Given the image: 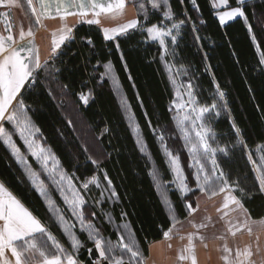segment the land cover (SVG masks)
<instances>
[{"label": "trees", "instance_id": "obj_1", "mask_svg": "<svg viewBox=\"0 0 264 264\" xmlns=\"http://www.w3.org/2000/svg\"><path fill=\"white\" fill-rule=\"evenodd\" d=\"M169 3L175 18L184 20L185 25L174 46L175 57L169 56L167 61L176 65V71H187L188 75L180 76L186 83L191 80L200 104L217 103L219 107L224 103L216 96L217 85L225 93L227 107L220 108L219 117L210 119L216 133L213 144L228 149L227 156L219 153L218 163L230 183L236 182L245 190L241 199L252 216L264 217V193L260 191L257 173L249 160V153L255 160L257 148L264 145V64L260 63L261 53H264V0H248L239 5L245 15L226 25L220 24L212 0H196L195 6L192 0H169ZM229 3L230 7L238 6L237 0H229ZM149 13L148 26L161 21L160 11L149 8ZM140 20L143 22L142 16ZM74 36L73 41L60 49L62 55L48 61L50 69L59 71L52 70L50 74L41 71L37 83L27 91L22 90V98L45 144L78 188L93 175L105 184L106 173L112 181L119 199L113 203L105 201L100 207L96 203L100 196L98 188L80 189L93 204L92 208L87 207L91 211L89 217L95 212L103 234L114 241L116 233L104 221L101 212L102 208L109 210L117 223L129 224L138 246L146 253L152 241L162 239L163 233L175 222L189 215L186 205L190 202L194 208L196 194L200 192L196 189L193 196H183L171 185L168 195L173 213L162 203L149 175L153 166H158L164 180L172 179L164 162L158 139L160 133L164 134L170 149L178 152L182 159L185 157L173 130L175 91L167 64L161 59L158 42L147 40L146 33L130 31L127 36L106 41L99 26L81 23L75 27ZM89 38L92 45L87 43ZM108 61L114 66L142 129L150 156L141 151L111 80L106 76L101 79L102 65ZM81 94H89L87 103L82 101ZM233 123L240 129L239 137ZM79 124L84 130L79 129ZM239 140H243L244 145H240ZM85 141L98 148L99 168L92 163L95 159ZM0 179L67 244L65 235L49 224L43 198L24 179L20 166L2 142ZM236 194L241 196L239 191ZM121 212L127 214L123 219ZM173 215L175 221L171 219ZM80 236L84 242L80 258L91 264L87 255L89 248L92 255H96L94 244L83 233Z\"/></svg>", "mask_w": 264, "mask_h": 264}, {"label": "snow or ice", "instance_id": "obj_2", "mask_svg": "<svg viewBox=\"0 0 264 264\" xmlns=\"http://www.w3.org/2000/svg\"><path fill=\"white\" fill-rule=\"evenodd\" d=\"M14 2L15 0H8V6ZM0 3H3V0H0ZM26 3L31 15L35 17V24L37 25L41 24V21L46 18H59L62 22H65L58 33L54 32L52 34V55L49 59L55 60L57 56L63 54L62 50L58 52L61 46L75 39L74 26H68L66 23L68 17H78V22L88 25H100L101 16L112 19L121 17L124 14L128 0H26ZM192 3L195 6L196 0H192ZM243 3L244 0H237L238 6L230 7L229 0H212L215 9L229 8V10L216 12L221 25L236 17L244 16L245 13L239 6ZM147 4L151 6L153 11L163 9L162 19L159 23L148 26L149 9L144 2H140L137 9L143 17V22L139 18H135L111 28L104 27L102 28L103 38L106 41H115L118 37L129 35L130 31L146 33L147 40L158 42L159 47L162 49L161 59L165 61L168 70L171 72L173 68H176V65L169 64L167 57H175L174 46H177L178 37L182 35L185 21L175 18L169 0H147ZM7 15L6 13L5 17ZM165 21L169 23H165ZM3 23L4 31L7 34L0 33V142L10 150L11 155L22 166L24 175L45 201L53 220L68 237L72 251L66 250L41 220L33 215L3 183H0V264H82L78 259V255L84 244L76 233L77 225L80 232L87 234V239L93 242L98 253L92 264H141L142 252L135 234L127 222L116 225L119 237L114 242L102 233L101 228L93 222V219L85 215L84 205L87 201L81 194L80 189L87 191L89 185L101 188L100 177L93 175L85 180L80 188H77L76 184L73 183V178L63 170L60 161L51 148L40 142L37 136L40 130L29 116V106L25 104L22 98V90L27 91L28 88L35 85L41 71L50 74L52 70L59 71V69H50L48 60L41 61L39 48L34 42L35 33L31 27L26 31L21 27L18 36L14 37L12 22L5 19ZM192 30L193 32L196 31L195 25H193ZM196 39L198 40L199 37L197 36ZM87 43L92 45L93 42L89 38ZM116 47L119 49V43L116 44ZM121 58L123 59V56ZM260 63L264 64V53H261ZM102 66L104 72L101 73V79L105 76L108 77L112 80L115 90L119 92V80L114 74V66L111 61ZM175 75L186 76L188 73L186 70L183 72L177 71ZM172 82L176 86L175 78ZM179 88H183L184 91L181 93L178 89L176 92L179 102L174 101L176 115L173 119L176 122L180 138L183 140V147L187 149L191 160L188 167L194 169V172L190 175L194 176L196 187L202 192L209 193L210 197L224 193V203L222 209H218V211L230 210L231 212L242 213L245 217L242 221L243 226L247 227V230L251 233L252 229L248 227L247 223L248 210L244 207L241 199L245 195V190L240 188L236 182L230 183L227 174L220 168L217 161V153L227 156L228 149L218 145L213 147L210 143V141H215L216 133L207 121L219 117L221 115L220 108L227 107V101L224 99L225 93L219 90L217 85L216 96L224 101L218 107L217 103L201 105L198 102L191 80L187 84L181 82ZM185 96L187 99H184ZM81 99L84 103H87L88 97L81 94ZM122 107L130 113L129 125L137 133V143L140 144L141 151L144 152L147 145L143 142L142 129L131 114V108L126 98L122 99ZM6 125H10L11 129ZM233 128H235L239 137L240 129L236 127L235 123H233ZM14 136H18L23 141L28 154L40 165L41 172L60 192L63 202L67 206V212L75 218V221L66 216L65 210H62L56 203L48 184L41 178V172H37L31 167L27 156L21 152L20 147L13 139ZM158 139L165 157V165L172 179L164 180V173L158 166H153L149 175L158 194L161 196L162 203L170 212L174 213L175 210L168 195L170 186L175 185L182 195L192 189L187 182L188 176L185 175V167L181 163L179 153L168 147L163 133L158 135ZM239 144L244 145V141L239 140ZM148 155L150 156V153ZM249 160L252 161L254 170L257 172L260 191L264 192V156L260 157V163L257 164L256 161L252 160V155L249 153ZM92 163L99 168L98 161L93 160ZM103 179L107 181V187L100 193L101 197L104 196V192H108L109 195L106 199L112 202L117 201L119 196L112 187V181L106 173ZM237 191L240 192V197L234 194ZM102 202V200L96 201L98 205ZM186 206L190 214L197 211V208H193L191 203H187ZM230 206L232 207L230 208ZM126 215V213L121 212L122 219ZM228 215L229 211H223L221 218ZM91 216L95 217L96 213L92 212ZM103 216L109 225L114 223L110 212H103ZM171 219L176 220L174 215ZM195 227L205 228L207 225L201 223L195 225ZM239 230V228L233 230L230 223L228 231L231 235L235 236L236 231ZM170 233L171 228L165 231L163 235L168 239ZM187 239L188 244L181 249L178 259L180 261L190 260L191 264H197L194 254L193 234H189ZM200 239L203 240L204 237L201 236ZM223 251L224 253H232V249L227 244L224 245ZM88 253L91 256V248L88 249ZM251 255L250 249L243 251L237 249L232 260L229 259L228 255H225L223 259L228 264H245V260Z\"/></svg>", "mask_w": 264, "mask_h": 264}, {"label": "crops", "instance_id": "obj_3", "mask_svg": "<svg viewBox=\"0 0 264 264\" xmlns=\"http://www.w3.org/2000/svg\"><path fill=\"white\" fill-rule=\"evenodd\" d=\"M143 2L145 3L147 2V0H143ZM16 3L17 0H15L12 5L8 6V0H3V3L0 5V9L6 10V13L10 16V18H12V20L10 21L13 24V34L15 33L16 27L15 21H17V19L15 20L16 16L14 11L15 9H17L18 11L20 10L18 4ZM133 3L134 1L128 0L124 14L117 19H112L107 16H101V23L97 26H99L101 29L104 27L111 28L135 18L140 19V17L138 16L137 8ZM216 10L225 11L229 10V8H220ZM3 21L4 19H2V22ZM43 21H50L52 25L53 22L56 23L57 21H59L52 28L48 27L50 24L47 25L46 29L51 33H58V30L62 27V24L65 23L62 22L59 18H46L43 19ZM231 21L232 20L228 21L227 23ZM66 23L68 26H74V33L75 27L82 22H78V17L72 16L67 18ZM1 25L2 24L0 23V26ZM2 28H4V25H2ZM0 33L7 34L4 30L2 31L1 29ZM39 34L41 40L38 37ZM45 34L47 33H45L43 29L40 28V32L38 30L34 37L35 44H40L42 43V41H45ZM0 183H3L9 191H11L18 199H20L1 179ZM234 194L237 195L236 192ZM224 195V193H220L214 197H210L209 193L201 192L196 197V206L194 208H197V211L191 214L189 213V215L185 219L175 222L173 224L174 226L172 225L170 227V238L166 239L165 237H163L162 239L154 240L149 244L146 253L141 251L143 257L141 264H191L190 260L180 261L178 259L181 249L186 247L188 244L187 237L189 234H193L194 254L196 256L197 264H228V262H226L223 257L225 255H228L229 259L232 260L237 249L241 251L245 249L251 250L252 255L245 260V264H264V217L254 218L250 210L242 201L244 207L248 210L247 223L248 227H251L252 229L251 233H249L247 227L243 226L242 221L245 219V217L242 213L231 212L230 210L218 211V209H222V205L224 203ZM21 202L33 213V215L40 219L30 207H28L22 200ZM231 207L232 206H230V208ZM223 211H229V215L227 217L221 218ZM40 220L51 231L48 224H46L42 219ZM201 223L206 224L207 227H195V225H199ZM230 223L233 227V230H236L237 228L240 229L239 231H236L235 236L231 235V233L228 231ZM51 233L56 237V239L61 243V245H63L66 250H68L69 252L72 251L68 240L67 244H65L56 234H54L52 231ZM201 236L204 237L203 240L200 239ZM181 237H183V239H181ZM221 237H223V239H221ZM225 244H227V246L232 249V253H224L223 247ZM97 256V252L96 255L91 254V256L88 253L87 258H90L89 263L92 264V261ZM78 259L82 262V264H88L86 260L80 258V252L78 255Z\"/></svg>", "mask_w": 264, "mask_h": 264}, {"label": "rangeland", "instance_id": "obj_4", "mask_svg": "<svg viewBox=\"0 0 264 264\" xmlns=\"http://www.w3.org/2000/svg\"><path fill=\"white\" fill-rule=\"evenodd\" d=\"M132 1H134V5L136 6V8H137V5H138V3H140V2H143V0H132ZM146 1V0H145ZM246 1H248V0H244V2H246ZM2 3H0V5H1ZM16 4H18V7L20 8V10L18 11L17 9H15V11H14V13H15V20L17 19V21H15V23H16V27H15V33L13 34V35H15V36H17L18 34V31H19V29L22 27L25 31L29 28V27H31L32 28V30L34 31V33H35V35H36V33L38 32V30H39V32H40V28L41 29H43V31L45 32V33H47V34H45L44 36H45V41H42V43H40V44H36L37 45V47L39 48V54H40V59H41V61H45V60H51V59H49V57L52 55V53H51V48H52V39H53V33H51V32H48L47 31V25L48 24H50L48 27H50V28H52L54 25H56L57 24V22H59V21H57L56 23H54L53 22V25L51 24V22L50 21H41V24H39V25H37V24H35V17H33L32 15H31V11H30V9H28V7H27V3H26V0H17V3ZM145 4H146V7L149 9V8H151V6L149 5V4H147V2H145ZM229 5H230V3H229ZM17 7V8H18ZM241 7V6H240ZM242 8V7H241ZM137 12H138V9H137ZM160 12L162 13L163 12V9H161L160 10ZM12 13V12H11ZM5 14H6V10H1L0 9V23L2 24V25H4L3 24V22H2V19H7V20H12V18H10V16L9 15H7V17H4L5 16ZM138 16L140 17V16H142V15H140L139 13H138ZM42 22H44V23H42ZM2 25L0 26V29L3 31L4 30V28H2ZM14 36V37H15ZM38 37L40 38V34L38 35ZM34 40H35V38H34ZM40 40H41V38H40ZM62 47V46H61ZM60 50H58V52H59ZM169 64H171L170 62H168ZM166 68H167V71H168V73H169V76H170V78H171V81H173V78H175V80H176V82H177V84H176V86H174V84H173V87H174V91H175V102H179V99H178V97H177V95H176V92H177V90L179 89V91L181 92V93H183V91H184V89L183 88H179V84L181 83V82H183L184 84H187L183 79H182V77L180 76V75H175V73L177 72L176 71V69H174L173 68V70L170 72L169 70H168V65H166ZM114 74H115V76L117 77V75H116V73H115V71H114ZM118 78V77H117ZM111 83H112V85H113V82H112V80H111ZM173 83V82H172ZM120 84V83H119ZM113 88H114V85H113ZM115 89V88H114ZM116 91V90H115ZM116 93H117V95L119 96V98H120V101H121V104H122V99H124V98H126V96H125V94H124V91H123V89H122V87H121V85H120V89H119V92H117L116 91ZM85 96L86 97H88V100H89V94H85ZM184 99H187V97L185 96L184 97ZM88 100H87V102H88ZM127 100V99H126ZM83 101V100H82ZM84 102V101H83ZM128 102V101H127ZM199 102V101H198ZM14 104H15V102H14ZM129 104V103H128ZM202 105V104H201ZM131 108V107H130ZM172 109H173V112H174V116L176 115V109H175V105H174V102H173V104H172ZM125 111V110H124ZM125 114H126V117H127V119H128V122H129V115H130V113L129 112H126L125 111ZM131 114L133 115V112H132V110H131ZM134 116V115H133ZM134 119H135V117H134ZM33 121V120H32ZM136 121V120H135ZM34 123V122H33ZM137 123V122H136ZM207 123L210 125V127H211V123H210V119L207 121ZM35 124V123H34ZM7 127H9V129H11V126L10 125H6ZM37 127V126H36ZM78 127H79V129H81V130H84V126H81L80 124L78 125ZM212 128V127H211ZM131 129H132V132H133V134H134V136H135V138H136V141H137V133L133 130V128L131 127ZM173 130L175 131V133H176V135H177V137H178V141H179V147H181L182 148V150H183V152H184V154H185V157H183V159H182V157H181V163H182V165L185 167V175L186 176H188V184H189V187L192 189L190 192H187L186 194H183V196H193V192H195V190L196 189H198L197 187H196V183H195V179H194V176L193 175H190V173H192V172H194V169H191V168H189L188 167V165H190L191 164V160H190V158H189V155H188V152H187V149H185L184 147H183V140L180 138V134H179V131H178V129L176 128V122H174V127H173ZM141 135H142V133H141ZM37 136L39 137V139H40V142L42 143V144H44L46 147H49V146H47L46 144H45V142H44V140H43V138H42V136H41V134H40V132L39 133H37ZM143 137V136H142ZM13 139L15 140V142H16V144H17V146L18 147H20V149H21V152H23L26 156H27V159H28V162H29V164L31 165V167L35 170V171H37V172H41V169H40V165L35 161V159L34 158H32L31 156H30V154H28V152H27V148H26V146L23 144V141L22 140H20V138L18 137V136H14L13 137ZM86 142V141H85ZM143 142L145 143V140H144V138H143ZM210 143H212V145H213V147H216L214 144H213V141H210ZM146 144V143H145ZM176 144V143H175ZM175 144H173V145H175ZM139 145V147H140V149H141V146H140V144H138ZM86 147H87V149L90 151V154H91V157L93 158V159H95V160H97L98 158H100L101 156L98 154V148L96 147V146H94L92 143H89V141L88 142H86ZM7 148V147H6ZM50 148V147H49ZM8 149V148H7ZM9 150V149H8ZM10 151V150H9ZM53 152V151H52ZM11 153V152H10ZM54 153V152H53ZM144 153H146V154H148V150H147V148L145 149V151H144ZM184 154H182L183 156H184ZM219 155V153H217V156ZM56 156V155H55ZM261 156H264V145H262V146H259L258 148H257V155H256V157H255V160L254 161H256V163L257 164H259L260 163V157ZM57 157V156H56ZM14 159H15V157H13ZM59 160V159H58ZM15 161H16V159H15ZM217 161H218V158H217ZM17 162V161H16ZM19 166H20V168H21V170H22V174H23V177H24V179L30 184V182L28 181V179H27V177L24 175V172H23V168H22V166L20 165V164H18ZM60 165H61V163H60ZM61 167L63 168V166L61 165ZM210 167V166H209ZM221 168V167H220ZM63 170L66 172V170L63 168ZM67 173V172H66ZM257 173V172H256ZM68 174V173H67ZM69 175V174H68ZM70 176V175H69ZM41 178L42 179H44L45 180V183L46 184H48V186H49V190H50V192H51V195H52V197L55 199V201H56V203L61 207V209L62 210H65V214H66V216H69L73 221H75V218L74 217H71V214L69 213V212H67V206L64 204V202H63V199H62V197H61V194H60V192L55 188V186H53L51 183H50V181L47 179V177L45 176V174L43 173V172H41ZM73 183L75 184V182H74V180H73ZM31 185V184H30ZM101 188H98L99 190H100V193L102 192V191H104V189L107 187V182L104 184V183H102L101 182ZM93 187L94 185H89V187ZM78 188V187H77ZM198 191H200L199 189H198ZM202 191H200V192H198V194H196V197L201 193ZM81 194L85 197V200L87 201V203L84 205V209H85V215L87 216V217H89V215H88V213H90L91 211H89V208H87V207H91L92 208V203L91 202H88V200H87V198H86V196H85V194H83V192L81 191ZM108 195H109V193L108 192H104V196L103 197H101V195L99 196V197H97V200H102L103 202L101 203V204H97V206H101L105 201H107V202H110V203H113L112 201H109L108 199H106L107 197H108ZM196 197H195V201H196ZM96 200V201H97ZM45 202V201H44ZM190 203V202H189ZM46 204V203H45ZM101 212H102V214H103V212H110L109 210H105V209H103L102 208V210H101ZM111 213V212H110ZM112 215V214H111ZM104 217V216H103ZM90 218V217H89ZM91 219H93V222L98 226V227H100L101 228V230H102V233H103V228H102V225H101V222H100V219H99V216H95V217H92ZM114 219V218H113ZM47 220H48V222H49V224L50 225H52V226H55L56 228H58L62 233H63V231L61 230V228H60V226L58 225V224H56L55 223V221L53 220V218H52V216H51V214L48 212V216H47ZM104 221L105 222H107L106 221V219H105V217H104ZM122 223H125V222H122ZM122 223H117L115 220H114V223L113 224H111L110 225V227H111V229L116 233V240H114V242L115 241H117L118 240V237H119V234H118V232H117V230H116V225L117 224H122ZM76 233H77V235H78V237H79V239L82 241V238H81V233L82 232H80L79 231V226L77 225V228H76ZM64 234V233H63ZM84 235H85V237H86V239H87V234L86 233H83ZM65 235V234H64ZM65 237L67 238V240H68V242H69V239H68V237L65 235ZM107 238H109V237H107ZM88 240V239H87ZM90 241V240H89ZM83 242V241H82ZM69 244H70V242H69ZM70 246H71V244H70Z\"/></svg>", "mask_w": 264, "mask_h": 264}]
</instances>
